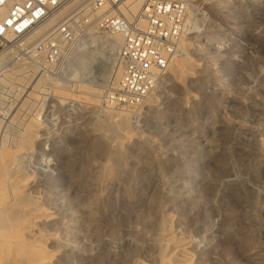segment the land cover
<instances>
[{
	"label": "rangeland",
	"instance_id": "374dc122",
	"mask_svg": "<svg viewBox=\"0 0 264 264\" xmlns=\"http://www.w3.org/2000/svg\"><path fill=\"white\" fill-rule=\"evenodd\" d=\"M181 1L190 70L140 106L109 103L123 43L97 30L47 65L73 3L0 54V264H162L169 238L188 264H264V0Z\"/></svg>",
	"mask_w": 264,
	"mask_h": 264
},
{
	"label": "built area",
	"instance_id": "2783aa9c",
	"mask_svg": "<svg viewBox=\"0 0 264 264\" xmlns=\"http://www.w3.org/2000/svg\"><path fill=\"white\" fill-rule=\"evenodd\" d=\"M125 0H0V54L17 48L12 42L31 40L36 31L55 16L74 13L69 22L56 26L59 45L52 47L47 65L53 66L69 54L80 40L97 37L106 41L112 34L121 35L119 51L121 79L108 100L113 105L140 106L156 92L168 77L171 65L182 57L186 41L197 33L198 17L188 1L156 0L143 12L145 30L121 12ZM64 9V10H63ZM68 10V8H67ZM86 12L79 24L76 12ZM67 12V13H68ZM76 13V14H75ZM46 71L48 70L45 68ZM59 68L56 76L62 73Z\"/></svg>",
	"mask_w": 264,
	"mask_h": 264
},
{
	"label": "bare ground",
	"instance_id": "6f19581e",
	"mask_svg": "<svg viewBox=\"0 0 264 264\" xmlns=\"http://www.w3.org/2000/svg\"><path fill=\"white\" fill-rule=\"evenodd\" d=\"M149 1V0H148ZM154 1H156V0H153V1H151V2H154ZM150 2H147L145 5L143 4V0L141 1H133V0H125V2H124V4L122 5V7H121V12L123 13V14H125V16L126 17H129V19L130 18H135L134 19V23H136V25H137V27L140 29V30H145V28H146V23H145V21H144V18H143V16H142V12H144L143 11V9L145 10V8L147 7V5L149 4ZM78 12V11H77ZM64 13V12H63ZM79 13V12H78ZM70 14V13H69ZM86 15V14H85ZM70 16H71V14H70ZM62 18V17H61ZM67 18V17H66ZM131 20V19H130ZM50 23V22H49ZM49 29V28H48ZM44 31L43 32H46V28L45 29H43ZM50 32V31H49ZM33 39V38H32ZM122 40H123V38H122V36L121 35H117V34H112V37L111 38H108V40H106V41H110V42H115V41H118L119 43L120 42H122ZM27 42V41H26ZM123 43V42H122ZM35 45V44H34ZM35 47V46H34ZM121 47V46H120ZM3 54L2 55H0V61H2V59H3ZM182 60H184V63H183V65H180L183 61ZM181 61V63H177V62H175L172 66H171V74L172 75H176V76H178L179 78H181L183 75H185L186 73H188L189 72V70H190V66H189V59H188V57H185L184 59H182ZM121 75H122V71L120 70V72L118 73V79H119V81H120V79H121ZM38 94V93H37ZM96 96H99V95H101V93H99V92H95L94 93ZM151 98V97H150ZM153 100V99H152ZM93 103V102H92ZM110 103V102H109ZM111 104V103H110ZM94 105V104H93ZM113 105V104H112ZM100 107H101V105H100ZM107 109H109V108H107ZM110 110H112V109H110ZM109 114H110V117H118L119 118V120H120V124H119V126L118 125H116L117 127V129H119L120 127H122L123 129H124V127H127L128 126V124H129V120H130V113H127L126 111H125V109H123L122 111H120V112H115V111H110L109 112ZM121 125V126H120ZM37 128V126L35 125V124H33L32 122L28 125V127H27V130H28V133L25 135L26 137H32V136H34V129H36ZM121 128V129H122ZM128 128V127H127ZM122 134V133H121ZM4 150V149H3ZM2 150V151H3ZM1 153V152H0ZM16 153V152H15ZM15 153L14 152H11V151H5V152H2L1 154H0V164L2 165V169H5L6 170V168L7 167H9V166H11L12 164H14V162H15ZM3 166H5L6 168H4ZM8 173V172H7ZM110 174V173H109ZM5 176V175H4ZM12 186V185H11ZM1 189V188H0ZM9 189V188H8ZM2 192V191H1ZM11 192V191H10ZM22 192V191H21ZM2 193H5L4 191L2 192ZM8 193H9V191H8ZM6 194V193H5ZM11 194V193H10ZM4 195V194H3ZM7 195V194H6ZM1 196V195H0ZM8 196V195H7ZM4 197H5V195H4ZM4 197H2V198H4ZM10 198V197H9ZM18 198V197H17ZM20 199V198H19ZM26 201V200H25ZM24 204V203H23ZM23 204L21 203L20 205H22V207H23ZM25 205V204H24ZM28 205H29V203H28ZM18 206V205H17ZM3 207H5V206H3ZM28 207V206H27ZM29 208V207H28ZM29 211V210H28ZM30 212H32V211H30ZM30 212H29V214H30ZM41 212V211H40ZM22 214V213H21ZM9 215H10V217H11V214L9 213ZM8 215V216H9ZM13 216V215H12ZM20 216V215H19ZM34 216V215H33ZM32 216V217H33ZM22 217V216H21ZM26 217V216H25ZM17 218V217H16ZM28 218V217H27ZM13 219V218H12ZM14 219H15V216H14ZM33 219V218H32ZM23 220H24V218H23ZM25 221V220H24ZM14 222V224H17L15 221H13ZM18 222V221H17ZM7 222H4V221H1L0 220V237H9L11 234H9L8 233V230L11 228V226H10V224H6ZM11 223H12V221H11ZM18 225V224H17ZM19 226V225H18ZM15 229V228H14ZM33 229V228H32ZM19 232H21V231H19ZM21 237V236H20ZM32 237V236H31ZM168 238V237H167ZM21 239H23V237L21 238ZM29 240V239H28ZM32 243V242H31ZM167 243L168 244H166V245H164L165 246V255L163 256V259L161 260V263L162 264H188L189 263V261H190V258H189V255H188V253L185 251V248H181L179 251L182 253L181 254V259H179L178 257H175V255L174 256H170L171 254L168 252V250L171 248V243H172V240H171V238H169L168 239V241H167ZM17 244H19V243H17ZM28 244V243H27ZM27 244H21V246L22 247H26L25 245H27ZM33 244V243H32ZM35 244V243H34ZM35 245H37V244H35ZM39 246H41V243L39 244ZM29 247H31V248H29ZM38 247V246H37ZM42 247V246H41ZM179 247H181V246H177L176 248H179ZM27 248V250H24V249H26ZM26 248H23V250H24V254H26V251L27 252H29L33 247L32 246H27ZM40 247H38V249H39ZM28 249H29V251H28ZM41 249V248H40ZM174 249V248H173ZM173 249L171 248V250L173 251ZM22 250V251H23ZM37 250V249H36ZM43 250H41V251H39L38 250V252H42ZM171 251V252H172ZM3 252V251H2ZM35 252V251H34ZM172 253H174V251L172 252ZM170 254V255H169ZM39 255V254H38ZM45 255V254H44ZM41 255H39V257H40ZM5 257V256H4ZM42 257V256H41ZM50 259V258H49ZM42 261H45V260H42ZM140 264V263H139Z\"/></svg>",
	"mask_w": 264,
	"mask_h": 264
}]
</instances>
